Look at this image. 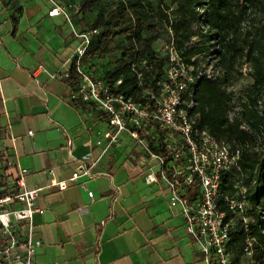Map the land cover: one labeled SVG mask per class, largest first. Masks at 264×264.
Instances as JSON below:
<instances>
[{
  "label": "crops",
  "instance_id": "crops-1",
  "mask_svg": "<svg viewBox=\"0 0 264 264\" xmlns=\"http://www.w3.org/2000/svg\"><path fill=\"white\" fill-rule=\"evenodd\" d=\"M56 2L73 13L70 0ZM53 8L50 0H0V170L26 169L29 189L67 182L37 200L35 264H205L167 185L147 181L159 176L158 162L127 134L104 153L107 120L74 101L62 78L80 40ZM81 162L94 165L93 175L74 181Z\"/></svg>",
  "mask_w": 264,
  "mask_h": 264
},
{
  "label": "built area",
  "instance_id": "built-area-1",
  "mask_svg": "<svg viewBox=\"0 0 264 264\" xmlns=\"http://www.w3.org/2000/svg\"><path fill=\"white\" fill-rule=\"evenodd\" d=\"M50 1L54 5L51 14H64L80 40L72 63L80 80L72 99L92 106L107 120L104 153L119 145L122 135L127 134L158 162L159 176L151 173L147 181L155 183L160 178L167 185L170 208L185 219L187 232L198 244L205 264H234L230 244L238 224L248 234L244 252L253 256L257 241L251 235L248 189L243 183V149L228 138H215L200 126V115L194 109L201 73L196 76L195 67L185 64L172 46L163 78L151 86L139 82L144 103L127 97L119 90L122 80L107 83L85 69V58L98 30L78 32L66 8L56 0ZM70 77L71 69L62 75L66 81ZM229 118L233 120L230 114ZM98 144L102 145V141ZM93 166L81 162L72 180L92 176ZM225 174L234 184V195L222 191ZM26 175L27 170L20 166L15 176H6L0 170V264H35L36 251L42 246V241L33 236V219L39 212L37 200L52 186L67 188V182L52 181L46 187L29 189ZM82 187L86 188V184L82 183ZM89 196L94 201V193L89 192ZM258 213L262 215L260 210Z\"/></svg>",
  "mask_w": 264,
  "mask_h": 264
},
{
  "label": "trees",
  "instance_id": "trees-1",
  "mask_svg": "<svg viewBox=\"0 0 264 264\" xmlns=\"http://www.w3.org/2000/svg\"><path fill=\"white\" fill-rule=\"evenodd\" d=\"M79 1V13L83 17L93 9L98 10L94 29L99 33L92 39L85 58L86 71L91 59L113 58L114 68L99 79L111 84L122 80L119 90L140 103L144 100L139 82L151 86L166 72L165 61L158 57L155 49L162 37L160 25L171 28L179 56L185 64L195 67L196 76L200 61L195 58L212 52L222 74L214 79L207 75L198 79L194 112L200 115V126L211 135L219 140L228 138L243 149L244 177L257 181L250 186V203L257 215L251 224V235L257 241L255 251L259 262L264 264V154L256 148L257 135L264 132V116L241 105L243 111L231 120L233 96L227 91L242 75L241 69L246 63L251 65L248 75L253 89L264 91V25L254 28L253 13L248 11V8L261 7L263 0H245L249 7L240 5L239 0H169V5H165L166 0H112L116 3L113 8L100 5L103 0ZM196 38L200 43L194 44ZM79 80L73 66L68 82L76 87ZM249 98L255 104L258 97L253 98L251 93ZM222 191L225 195L236 193L227 174L223 177ZM247 236L241 224L232 231L230 250L234 264H240Z\"/></svg>",
  "mask_w": 264,
  "mask_h": 264
},
{
  "label": "rangeland",
  "instance_id": "rangeland-1",
  "mask_svg": "<svg viewBox=\"0 0 264 264\" xmlns=\"http://www.w3.org/2000/svg\"><path fill=\"white\" fill-rule=\"evenodd\" d=\"M240 5H245L246 7H249L248 3L245 0H239ZM71 5V13L72 18L74 19L73 25L77 29V26H80V29L82 32L90 31L94 28H96L97 18H98V10L93 9L87 16L83 17L80 13L76 12V9H80V1L79 0H70ZM169 0H166L165 5H169ZM100 5H109V7L113 8L116 3L112 0H103L101 1ZM249 12L253 13V17L255 19L254 22V28L261 27L264 25V0L263 4L259 8H248ZM174 20V19H173ZM160 29L162 32L161 39L156 42L155 49L158 53V57L165 61V68L166 70L169 67V59L170 54L172 50V46H174V43L172 41V31L169 26L166 24L160 25ZM122 37L118 39V41H121ZM200 43V40L198 38L194 39V44ZM212 52H209L207 54H203L201 56H198L195 59H198L200 61V67L198 69L200 75H214L219 76L222 73V70L217 66V61L214 60ZM119 58L120 55L116 54ZM115 60L113 58H95L91 59L88 64V72L92 73V75L96 78L104 77L109 71H111L114 68ZM251 71V65L250 63H246L244 67L241 69L242 75L239 76V78L230 86L227 87L228 93L232 94L233 96V102L234 110L230 113V117L234 118L236 115H239L243 111V107L241 105H247L249 111H258L259 115L264 116V91H256L252 87V81L249 78V72ZM253 93V98H257V101L255 104H252L250 102L249 95ZM244 129H247L246 127H243ZM249 131V129H247ZM257 150L262 152L264 154V132L257 135ZM250 181V182H249ZM243 183L248 189L247 198H248V211L251 215V221L252 223L256 219V210L253 207L252 203H250V197L252 195V192L250 191V186L254 185V180H249V178L244 177ZM264 220V217H262ZM240 264H260L258 259V254L255 251L254 255H247L243 251L240 257Z\"/></svg>",
  "mask_w": 264,
  "mask_h": 264
}]
</instances>
